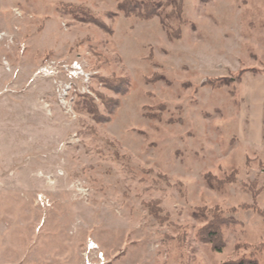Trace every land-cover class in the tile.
Instances as JSON below:
<instances>
[{
    "label": "rangeland",
    "instance_id": "obj_1",
    "mask_svg": "<svg viewBox=\"0 0 264 264\" xmlns=\"http://www.w3.org/2000/svg\"><path fill=\"white\" fill-rule=\"evenodd\" d=\"M123 1L0 0V264H264V0Z\"/></svg>",
    "mask_w": 264,
    "mask_h": 264
},
{
    "label": "trees",
    "instance_id": "obj_2",
    "mask_svg": "<svg viewBox=\"0 0 264 264\" xmlns=\"http://www.w3.org/2000/svg\"><path fill=\"white\" fill-rule=\"evenodd\" d=\"M172 3L176 4L175 7L177 8V16H180V11L182 10V5L180 2L178 3L177 0H170ZM160 4H156L154 0H147L141 2L140 0H125L119 4L118 8L123 11L127 16L131 15H138L140 17H145L147 19L153 18L157 15H160L159 11ZM58 7L62 10L63 14H70L76 17L79 20L88 22V23H95L101 25L100 17L96 16L93 12L89 9L82 8L76 5H65L59 4ZM171 34V33H170ZM111 83L110 81H108ZM112 84V83H111ZM113 89L120 95H125L127 89L124 86V81L117 82L116 85L113 86ZM84 105L86 106V110L88 113L92 114L96 120L101 123L110 122V117L112 114L116 112L119 108V103L115 102V104H108L107 107L109 109L108 115L104 117L98 111V108L93 104V100L89 97H80V100L77 102V106L80 109H84ZM208 183L213 185L212 182L208 179ZM207 213V215H206ZM202 215H206L207 218L209 216L211 220L207 226H205L201 231V238L206 242L212 245L214 251L222 252L225 247V237H224V230L230 225V220L226 219L219 213L215 212H205L202 211ZM229 264H260L254 258H244L234 262H229Z\"/></svg>",
    "mask_w": 264,
    "mask_h": 264
},
{
    "label": "bare ground",
    "instance_id": "obj_3",
    "mask_svg": "<svg viewBox=\"0 0 264 264\" xmlns=\"http://www.w3.org/2000/svg\"><path fill=\"white\" fill-rule=\"evenodd\" d=\"M4 34H0V41H2Z\"/></svg>",
    "mask_w": 264,
    "mask_h": 264
}]
</instances>
